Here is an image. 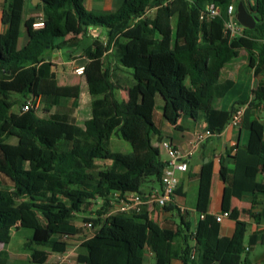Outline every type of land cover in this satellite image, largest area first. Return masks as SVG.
Instances as JSON below:
<instances>
[{"label":"trees","instance_id":"obj_1","mask_svg":"<svg viewBox=\"0 0 264 264\" xmlns=\"http://www.w3.org/2000/svg\"><path fill=\"white\" fill-rule=\"evenodd\" d=\"M42 1L45 26L38 30L35 19L25 21V0H5L3 6L7 30L0 34V246L26 229L32 231L22 248L26 264H48L70 251L74 264H145L150 238L154 264H252L246 246H256L259 235L247 240L249 224L237 221L233 237L221 238L220 223L208 213L212 160L199 174L196 225L185 203L176 204L177 198L187 197L179 186L173 203L158 208L178 218L169 226L152 220L146 208L103 223L96 219L91 235L78 222L91 220L97 202L116 194L147 196L161 190L167 163L153 143L163 137L153 119L158 97L163 111L171 112L172 124L180 117L204 119L210 139L220 136L233 114L247 107L243 123L248 142L232 157L234 168L220 169L226 184L222 212H231L233 198L256 204L264 194V183L258 182L259 168L264 171V121H250V112L264 106V77L251 91L250 84L223 81L222 75L239 50L249 54L256 77L264 73V0H244L257 23L233 40L225 36V25L229 7L237 14L240 0H125L106 16L88 12L84 0ZM209 4L220 8V16L202 21ZM71 19L84 33L90 28L102 31L94 51L87 53L92 118L83 128L70 119L64 105L77 101L81 90L58 84L50 58V53L79 42L67 39ZM24 28L28 42L19 49ZM126 70H131L136 103L121 97L117 73L128 74ZM244 91L229 109L215 107ZM30 99H40L42 115L39 110L22 112ZM114 137L129 144L130 151H113ZM98 160L115 161L116 169H103ZM8 255L1 250L0 262Z\"/></svg>","mask_w":264,"mask_h":264},{"label":"crops","instance_id":"obj_2","mask_svg":"<svg viewBox=\"0 0 264 264\" xmlns=\"http://www.w3.org/2000/svg\"><path fill=\"white\" fill-rule=\"evenodd\" d=\"M124 1L125 0H84V6L90 13H97V15H109L115 13ZM25 2V21L31 18L36 21L40 20L43 17V1L25 0ZM4 4L5 0H0V34H4L7 30V26L4 25L2 21ZM75 25L79 27L77 23ZM90 30H99L98 33L102 34L101 29H88V31ZM77 33H74L70 28V34L67 37V39L72 37L79 39V42H77L74 48L60 51L56 50L53 53H50V58L56 65L55 70L58 84L60 86H78L81 90L80 97L77 101L73 102L68 100L64 103V105L70 109V112L68 113L70 119H74L75 123L79 127L83 128L85 122L92 118L91 96L88 92V78L86 73L83 76H78L73 71L80 67L85 68L89 64L90 60L87 57V53L89 50L94 51V40L90 38L89 35H82L79 32ZM85 38H89L91 40L89 46L84 43ZM27 42V30L24 28L19 42V47L23 48ZM252 64L253 62L249 54L245 50H239L237 58L224 71L222 80L233 81L236 85H238L243 77V83L250 84L251 91H254L258 87L260 79L264 77V73L256 77L254 75V68H251ZM117 76L120 80V85L123 87L120 91L122 99L128 103H136L138 101V97L134 85L131 87L123 86V79L127 77V74L124 72H118ZM238 96L242 99L245 96V91L238 93L236 96L228 95L223 100L218 101L215 107L217 109H229L233 103H235ZM252 98L253 94H251V99ZM38 100L40 106L39 112L42 115V105L40 103V99ZM163 104L164 102L162 99L158 97L156 100V110L153 116L156 126L162 133V142L168 140L179 149L185 151L190 150L195 143L198 133L208 129L207 123L204 119L199 122H193L191 119L180 117L178 118L176 124H172L168 119V117L171 116V112H164L162 109ZM16 109L17 108L14 110L16 113L21 112L19 108L18 110ZM54 112L55 109H53L52 113ZM254 119H261L264 121V106L259 109L251 110L250 121ZM248 139L249 133L243 122L240 127H231L227 125L226 129L220 136L208 139L201 144L191 156L188 157V171L184 174H178L179 188L182 189V193L187 195V197L177 198L176 204L182 206L185 203L188 208L187 210L190 213V220L193 225H196L199 217L198 212L194 209V205L197 197L199 174L203 165L208 163L210 160L213 162L214 174L212 178V189L208 213L216 216L222 213L223 197L226 187V184L220 175L221 166L234 168L235 162L232 157L236 155L238 149L243 148L247 144ZM162 142L155 139L153 143L159 148L161 158L164 161H167V155L160 147ZM96 164L103 169L108 168L111 170L116 169L117 166L116 162L112 160H98ZM101 165H105L106 168ZM258 182L264 183V171L262 170V167L259 168ZM156 189L159 190V188ZM148 214L150 218L157 222L160 226H169L174 224V221L178 222V218L174 217L172 212L164 209H149ZM237 221H245L249 224L246 239H249V237L254 234H258L259 238L257 245L264 244V194L258 195L256 204L253 207L249 203L248 199L240 201L237 198H233L230 217L224 219L223 222L220 223V237L232 238L235 233ZM257 245L253 247L246 246L248 253H253L256 250ZM3 247L4 246H0V251L3 250ZM27 259L28 255L23 253L14 255V257L8 255L7 260L18 262ZM53 261H55V259L51 262ZM251 262L252 264H264V258L258 260L257 262H253L251 260ZM145 264H154V251L152 249L151 238L147 243ZM172 264H182V262L175 260Z\"/></svg>","mask_w":264,"mask_h":264},{"label":"built area","instance_id":"obj_3","mask_svg":"<svg viewBox=\"0 0 264 264\" xmlns=\"http://www.w3.org/2000/svg\"><path fill=\"white\" fill-rule=\"evenodd\" d=\"M220 8L215 4H209L204 12H202L200 19L202 21L213 19L220 16ZM229 19L225 25V36L229 40H233L238 36H243L244 27L238 23L236 18L235 7L230 6L228 9ZM44 18L34 23V29L44 28ZM74 73L78 76H83L85 74V68L80 67L75 69ZM247 107L240 108L237 110L230 120L228 126L231 127H240L246 112ZM40 109L38 99L27 100L21 109L22 112H28L31 110L38 111ZM212 137L211 132L206 129L198 133L195 143L190 150H182L175 147L170 141H163L160 144V147L165 151L167 155V166L162 177V188L160 191H155L147 196H142L138 193H125V194H116L114 197H110L108 200L97 202V206L93 210V213L90 216L89 221H84L81 224V227L85 228L87 232L93 233L96 230L95 223L93 222L96 219L102 220V223L108 218L124 214V215H133L139 214L143 211L144 208L147 209H158L164 208L169 204L173 203L174 195L179 186V173L184 174L188 171L187 159L191 156L196 149L199 148L201 144ZM182 211L184 209L182 208ZM204 216H202L203 218ZM216 220L218 223H222L224 219L230 217L229 212H222L219 215H216ZM74 251H70L63 255L58 256L55 261L49 262L48 264H72ZM194 256V252H193Z\"/></svg>","mask_w":264,"mask_h":264},{"label":"rangeland","instance_id":"obj_4","mask_svg":"<svg viewBox=\"0 0 264 264\" xmlns=\"http://www.w3.org/2000/svg\"><path fill=\"white\" fill-rule=\"evenodd\" d=\"M93 14L95 16H100V15H97V13H93ZM103 16H106V15H103ZM75 24H76L75 21L73 19H71L70 20V27L74 33L79 32L82 35H89L90 38H92L94 41H96L98 39V34H99L98 31L99 30H96V31L90 30V31H87L86 33H84L83 30L80 27H77ZM84 43L89 46L91 43V40L89 38H85ZM19 49H22V48L19 47ZM103 63H104V61H103ZM103 63L102 62L100 63L101 66L104 65V68H106L105 63L104 64ZM126 72L128 74H127V77L123 79V83H124L123 86L131 87L134 85V80L131 76V70H128V71L126 70ZM64 81H65V79H64ZM241 81L243 82V77H242ZM60 82H63V81H60ZM16 110H18V108ZM111 149L113 151H125V152H127V151H130V146L126 142L119 140L117 137H114L112 139V142H111ZM0 160H2L1 155H0ZM101 166L106 168L105 165H101ZM79 217H83V216L81 215ZM81 224H82V221L80 218V220L78 222L79 227L81 226ZM88 234L91 235L92 233H88ZM31 235H32V231L26 230V229L21 230L17 234L14 233L11 243L9 245L4 246L2 249L7 251L11 257H14V255L23 254L24 251L22 250V248H23L24 244L27 242L28 238L31 237ZM247 243H248V241H247ZM244 256H247V255H244ZM248 256L250 257V259L253 262H257L258 260L263 259L264 258V244L257 245L256 250L253 253L248 254ZM26 263H27L26 260L13 262V261H10L7 259L0 262V264H26ZM72 264H74V261L72 262Z\"/></svg>","mask_w":264,"mask_h":264},{"label":"water","instance_id":"obj_5","mask_svg":"<svg viewBox=\"0 0 264 264\" xmlns=\"http://www.w3.org/2000/svg\"><path fill=\"white\" fill-rule=\"evenodd\" d=\"M236 18L238 23L246 28H254L257 18L249 11L244 0H240L237 6Z\"/></svg>","mask_w":264,"mask_h":264}]
</instances>
